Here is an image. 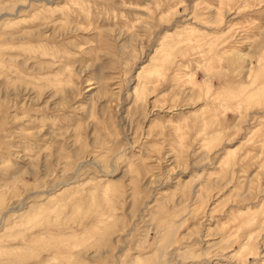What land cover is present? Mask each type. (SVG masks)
<instances>
[{
  "label": "rangeland",
  "instance_id": "rangeland-1",
  "mask_svg": "<svg viewBox=\"0 0 264 264\" xmlns=\"http://www.w3.org/2000/svg\"><path fill=\"white\" fill-rule=\"evenodd\" d=\"M0 264H264V0H0Z\"/></svg>",
  "mask_w": 264,
  "mask_h": 264
}]
</instances>
